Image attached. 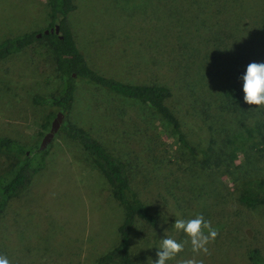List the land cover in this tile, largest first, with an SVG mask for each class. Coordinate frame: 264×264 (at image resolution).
I'll list each match as a JSON object with an SVG mask.
<instances>
[{
    "label": "rangeland",
    "instance_id": "374dc122",
    "mask_svg": "<svg viewBox=\"0 0 264 264\" xmlns=\"http://www.w3.org/2000/svg\"><path fill=\"white\" fill-rule=\"evenodd\" d=\"M74 2L76 8L68 14V23L76 47L97 71L117 76L124 82H158L155 74L137 69L143 65V58H161L166 51L163 58L179 70L185 65L196 73V65L210 66V79L205 81L210 92L205 99L214 101L217 88L223 85L238 82L242 88L240 77L249 63L264 62L260 34L264 0ZM47 12L46 0H0V44L24 33L46 31ZM173 41L180 45L183 54L170 49ZM50 48L49 42L41 39L0 60V137L15 141L27 153L40 145L43 136L40 138L37 133L45 114V109L32 104L30 99L53 94L60 82ZM153 69L159 70L157 63ZM253 109L255 120L264 121V108L253 106ZM70 121L126 163L134 156H127L117 144L126 133L135 136V140L128 141L130 149L138 150L133 145L140 138L151 144L157 155H165L163 151L167 150V159L174 162L170 152L175 146L171 145L170 131L146 107L120 99L86 81L78 80L75 84ZM188 129L192 141L198 143V138L204 137L194 120L188 121ZM232 132L241 135L240 126H233ZM51 140L44 167L32 177L27 190L8 203L0 217V254L10 264H95L96 258L117 241L122 208L110 196L108 185L92 166L91 158L76 142L60 133ZM214 140L217 145L219 138ZM237 145L240 152L233 165L247 170L244 178L241 176L232 183L231 169H226L219 175L206 174L212 185L200 191L198 202L194 197L187 200L182 193L174 195L193 207L195 204L205 207L209 214L203 216L219 228L215 242L209 245L211 254L200 257L204 264H251L246 258L251 248L258 249L264 258V207L249 208L237 201L245 181H253L255 187L262 188L264 157L253 155L250 150L245 152L240 142ZM15 160L10 154H0V173ZM141 162L144 164L143 159ZM175 175L179 177L180 172ZM130 186L151 207L157 219L155 228L136 224L131 233L134 260L150 264L149 260L157 259L156 252L164 235L178 242L187 237L172 227L176 220L171 215L170 205L173 201L176 205L173 197L162 204L153 194L143 192L137 174L131 176ZM176 202L181 206L180 200ZM184 211L187 213L183 208L181 218L188 219ZM192 255L190 246L186 245L167 264H178Z\"/></svg>",
    "mask_w": 264,
    "mask_h": 264
},
{
    "label": "trees",
    "instance_id": "16d2710c",
    "mask_svg": "<svg viewBox=\"0 0 264 264\" xmlns=\"http://www.w3.org/2000/svg\"><path fill=\"white\" fill-rule=\"evenodd\" d=\"M46 4L47 30L41 34L30 32L4 40L0 44V60L41 39L49 42L60 82L53 94L47 97L35 95L30 99L32 104L45 109L37 135L41 138L47 133L52 120L57 113H60L62 119L54 134L60 133L81 147L91 158L92 166L105 179L110 196L122 208L123 218L117 228V241L114 246L96 258L95 264H139L131 254L133 227L142 224L153 229L157 226V219L151 212V207L130 186L131 176L137 174L143 192L153 194L162 204L167 199L174 198L175 193H182V197L187 200L194 197V201L198 202L197 197H201L200 191L212 185V182L208 183L206 174L208 176L216 172L219 175L221 172H226V169H231L232 173H229V176L232 183L237 182L241 176L244 178L247 175V170L241 165H233L236 154L240 152L237 145L239 142L242 143V148L243 146L246 148L245 152L250 150L253 155L264 157V121L255 120L253 106L243 102L240 83H229L231 85L217 88L214 101L205 99L210 92L205 82L206 79H210L209 71L212 70L209 69L210 66L198 64L196 73L185 65L183 68L179 67V70L175 66L171 67L170 61L163 58L166 51L161 58L151 56L143 58L141 60L143 65L137 69H143L144 73L155 74V80H159L158 82H124L117 76L111 77L97 71L76 47L69 27L68 14L76 8L74 0H46ZM260 34L264 49V22L260 26ZM175 43L176 41H173L171 50L180 49V45ZM156 63L159 66L158 71L153 69ZM78 80L86 81L120 99L146 107L150 114L170 131L173 138L171 145L175 146L174 151L170 152L174 162L167 159V150L163 151L165 155L161 153L157 155L156 149L140 138L133 145L138 150L130 149L128 141L135 136L126 133L117 140L118 146H121L127 156L129 154L134 156L132 161L126 163L94 136L72 123L70 113L75 84ZM191 120H194L204 134V137L198 138V143L192 141V136L189 134L188 121ZM247 120L252 122L246 124ZM236 125L240 126L241 135H233L232 127ZM252 131H255L254 136ZM214 138H219L217 145ZM51 142L52 140L43 149L36 145L27 153V149L15 141L0 137V154H10L16 159L8 169L0 173V217L8 203L24 193L32 177L42 170ZM259 145L261 147H257ZM140 163L145 167H141ZM177 171L180 172L179 177L175 175ZM260 182L262 188L255 187L253 181H245V188L237 201L249 208L264 207V178ZM175 200H180L181 206L176 201V205L174 201L170 205L171 215L174 218H181L183 208L187 213L189 211L188 214L184 211L188 219L199 214L196 211L205 216L209 214L205 207L202 208L198 204L193 207L188 201ZM190 208L195 212L193 209L190 212ZM246 258L251 264H264V258L256 248L249 249Z\"/></svg>",
    "mask_w": 264,
    "mask_h": 264
},
{
    "label": "clouds",
    "instance_id": "9594fccd",
    "mask_svg": "<svg viewBox=\"0 0 264 264\" xmlns=\"http://www.w3.org/2000/svg\"><path fill=\"white\" fill-rule=\"evenodd\" d=\"M240 80L243 102L249 106L264 108V62L249 63ZM172 227L177 232H183L187 239L178 242L171 236L164 235L156 252L157 259L149 260L150 264H167L182 253L186 245L190 246L193 255L181 259L178 264H204L200 257L211 254L209 245L215 242L219 228L213 226L212 221L206 220L203 214H197L190 219L176 218ZM0 264H10V261L5 255L0 254Z\"/></svg>",
    "mask_w": 264,
    "mask_h": 264
},
{
    "label": "water",
    "instance_id": "95a60500",
    "mask_svg": "<svg viewBox=\"0 0 264 264\" xmlns=\"http://www.w3.org/2000/svg\"><path fill=\"white\" fill-rule=\"evenodd\" d=\"M61 119H62V115L60 113H57L56 116L54 117V119L52 120L51 124H50L49 131L43 135V137L40 141V145H39L40 149L45 148L46 145L51 141V139L54 136V133L59 128ZM246 233L249 234L248 231Z\"/></svg>",
    "mask_w": 264,
    "mask_h": 264
}]
</instances>
